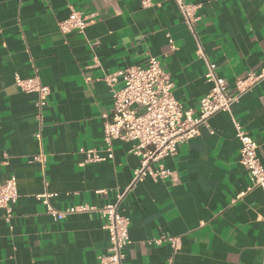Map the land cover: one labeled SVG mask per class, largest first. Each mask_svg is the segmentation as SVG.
Wrapping results in <instances>:
<instances>
[{
    "label": "crops",
    "instance_id": "obj_1",
    "mask_svg": "<svg viewBox=\"0 0 264 264\" xmlns=\"http://www.w3.org/2000/svg\"><path fill=\"white\" fill-rule=\"evenodd\" d=\"M142 1L0 0V183L14 176L17 190L10 222L0 211V264H98L106 254L108 233L97 214L55 221L36 199L41 194L53 195L49 204L60 211L103 207L123 194L124 264H164L173 255L168 237L180 238L174 264L262 263L264 198L258 188L247 191L231 120L257 144L264 168V81L160 161L176 172L174 183L146 178L131 186L139 161L131 142L114 141L112 159L103 162L86 163L79 153L105 155L108 75L154 57L176 101L197 116L211 87L198 44L230 93L236 80L264 66V0H184L198 6L194 32L171 0ZM69 8L86 18L83 33L59 31ZM16 76L49 89L40 140L35 95L23 92ZM40 154L45 161L33 162Z\"/></svg>",
    "mask_w": 264,
    "mask_h": 264
},
{
    "label": "built area",
    "instance_id": "obj_2",
    "mask_svg": "<svg viewBox=\"0 0 264 264\" xmlns=\"http://www.w3.org/2000/svg\"><path fill=\"white\" fill-rule=\"evenodd\" d=\"M176 5L184 24L194 32V25L199 20L198 6L187 4L184 0H171ZM151 5L149 0H143L142 6ZM88 22L79 12L69 8L68 16L58 24L62 34L83 33ZM198 55L206 63L205 81L210 84V90L200 101L197 116L191 111H185L172 94L173 85L160 62L149 57L144 66H130L122 71L108 75L105 82L110 87L112 108L104 116L102 141L105 155L100 156L94 150L80 149L84 162L95 163L112 159L114 141L132 143L134 156L138 157V166L133 171L131 186L146 178L152 180H168L176 182L177 174L160 165L166 157L174 156L178 148L198 134V128L207 120L220 112L230 113L233 104L248 93L255 85L264 81V66L255 72H249L244 78L234 83V92H229L225 79L216 74V65L208 62L198 44ZM97 64V61H95ZM16 85L25 93L34 94L36 109L35 122L38 126L34 138L40 140L42 127V112L46 106L49 89L38 79H21L15 77ZM235 138L239 143V163L247 172L250 186L247 191L258 188L264 198V168L257 154V144L247 135L242 126L232 118ZM32 161L43 163L44 155L34 156ZM243 194H240V197ZM44 206L46 213L55 221H61L75 214H97L102 223V229L108 233L109 247L106 254L98 257V264H124V250L129 244V221L118 210L123 194L116 196V201L103 207L87 204L56 210L49 204L51 194L35 196ZM17 200L16 179L9 177L0 183V211L3 219L10 222L13 206ZM264 204V203H263ZM162 239L156 240L158 244ZM166 242L171 246L173 255L164 264H174V256L180 246L179 237H168ZM262 263L264 264V244L261 247Z\"/></svg>",
    "mask_w": 264,
    "mask_h": 264
}]
</instances>
